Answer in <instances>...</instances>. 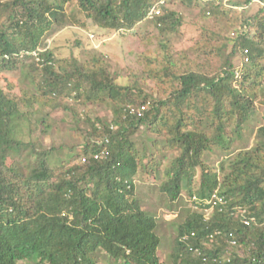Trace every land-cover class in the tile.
I'll return each instance as SVG.
<instances>
[{"label": "trees", "instance_id": "16d2710c", "mask_svg": "<svg viewBox=\"0 0 264 264\" xmlns=\"http://www.w3.org/2000/svg\"><path fill=\"white\" fill-rule=\"evenodd\" d=\"M77 1V10L68 14L71 0H0V77L19 72L40 93L25 92L22 100L13 94L14 84L0 82V264H99L97 253L123 264H162L157 218L136 195L137 175L154 166L150 147L139 149L134 140L142 128L157 136L153 149L180 151L164 171L160 193L175 203L185 187L199 202L200 212H191L178 228L172 264H264V124L254 145L228 155L218 172L203 160L213 147L229 149L228 126L235 125L239 137L264 95V0H231L228 6L180 0L189 7L199 2L206 18L238 11L240 30L228 41L231 50L229 44L200 46L204 55L221 60L215 71L186 56L177 60L162 46L152 93L141 90L140 81L121 85L96 54L85 62L58 59L46 40L66 28L87 27L82 15L117 36L147 21L163 35L176 34L183 20L168 8L170 0ZM256 3L259 9L249 14ZM153 9L160 15L150 20ZM40 50L43 66L33 57ZM29 100L73 113L82 142L70 147L69 161L52 163L68 146L22 139L30 120L21 106ZM81 100L108 104L112 120L83 117ZM17 153L27 157L25 172L9 165ZM101 153L105 157L95 159ZM157 174L159 179L162 172ZM195 181L196 192L190 189ZM215 193L225 203L207 219L206 202Z\"/></svg>", "mask_w": 264, "mask_h": 264}, {"label": "rangeland", "instance_id": "374dc122", "mask_svg": "<svg viewBox=\"0 0 264 264\" xmlns=\"http://www.w3.org/2000/svg\"><path fill=\"white\" fill-rule=\"evenodd\" d=\"M260 4L256 3L249 14H254L259 9ZM68 14H71L78 8V1L71 0L66 5ZM203 6L196 2L189 7L182 4L180 0H170L168 8L182 17L183 24L176 34H161L153 21L142 23L135 30L126 36H117L114 32L103 31L93 25L91 20H86L84 15L80 16V23L87 24V27L66 28L61 32L53 33L49 36L46 43L48 49L61 60H71L76 58L85 62L96 54L104 60L106 67L118 76V82L121 85H134L136 82L141 90L152 93V88L156 86L152 79L153 73L158 70V58L164 55L162 46H166L172 57L181 59L188 57L191 62L204 67L206 71H215L221 65V60L217 55H204L200 46L208 43L211 46L219 47L222 44H230L228 41L233 38L234 32L240 30L241 14L238 11L227 10L224 16L203 17L201 8ZM231 46L229 47V50ZM208 52V51H207ZM240 55L234 62L238 65ZM25 64H30L29 61ZM0 77L1 84L10 81L15 85L13 91L17 97L23 100L25 92L29 96L39 95L37 86H31L30 81L21 76L19 72L3 73ZM3 78V79H2ZM264 95L259 98L256 113L249 119L240 131L239 137L234 133L235 125L228 126V144L227 150L220 147H213L211 151L204 154V162L214 171L218 172L220 162L228 155L237 153L243 149H250L254 145L256 132L264 124ZM69 106H73L72 99H66ZM79 112L84 116L99 117L105 122L112 120V113L108 104L78 102ZM21 109L29 117V122L25 124V131L22 139L25 142L42 141L47 147L54 145L56 147L68 146L62 149L52 157L53 165H61L64 161H69L72 156L69 151L73 145L82 142L73 113L65 109L52 110L42 107L40 104H34L29 100L27 105H22ZM81 130L85 131L86 126L82 123ZM157 136L141 129L134 140L138 148L150 147L154 153V162L151 165L150 173H140L136 177V195L137 199L149 215L157 218L158 234L162 238V244L159 256L162 264H172L170 260L171 250L175 239L178 236V228L186 217L193 211L200 212L196 206L194 197L190 198L187 188L184 187L183 195L178 202L172 203L167 196L160 193L159 186L165 179L164 171L170 162L180 155V151L164 152L153 149L152 142ZM158 140L163 141L158 138ZM78 151L74 150V154ZM149 153V155H150ZM152 155V154H151ZM25 157V158H24ZM25 154L17 153L15 157L9 160V165L18 168V170L27 171ZM158 164V166H157ZM161 171V179H157V171ZM194 192L198 190L197 183L190 187ZM198 200V199H197ZM214 209L204 210L205 216L209 218ZM99 264H123L119 261H113L102 253H97ZM26 264V263H19Z\"/></svg>", "mask_w": 264, "mask_h": 264}, {"label": "built area", "instance_id": "2783aa9c", "mask_svg": "<svg viewBox=\"0 0 264 264\" xmlns=\"http://www.w3.org/2000/svg\"><path fill=\"white\" fill-rule=\"evenodd\" d=\"M231 0H215V2L218 4V5H224V6H228L229 2ZM160 15V11L157 10V9H153L150 14H149V19L150 20H153L154 17L156 16H159ZM44 51L43 50H40V51H36L33 53V57L36 59V61L41 64V66H43V59L41 57V54L43 53ZM247 53V52H246ZM249 62V58H245V63H248ZM142 110H144V108H142ZM133 113H137L136 111H133ZM138 115L141 116L142 115V112H138ZM105 157V154L104 153H101V154H97L95 156V159H103ZM194 201H195V204L197 207L199 202L197 200L196 197H194ZM225 203V200L223 198H221L217 193H215L212 198L210 200H208L206 202V204L209 206V208H212V209H215L216 206H219V205H223ZM207 218V216H206ZM208 219V218H207ZM245 225L247 226H250L251 225V221L250 220H245L244 221ZM235 243L233 242L232 245H234Z\"/></svg>", "mask_w": 264, "mask_h": 264}]
</instances>
